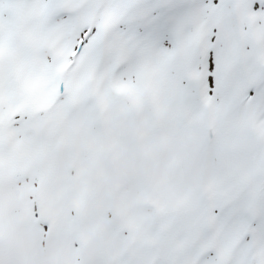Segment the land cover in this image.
Masks as SVG:
<instances>
[{"label":"snow or ice","instance_id":"snow-or-ice-1","mask_svg":"<svg viewBox=\"0 0 264 264\" xmlns=\"http://www.w3.org/2000/svg\"><path fill=\"white\" fill-rule=\"evenodd\" d=\"M108 123L138 162L98 264H264V0H0V167Z\"/></svg>","mask_w":264,"mask_h":264},{"label":"bare ground","instance_id":"bare-ground-1","mask_svg":"<svg viewBox=\"0 0 264 264\" xmlns=\"http://www.w3.org/2000/svg\"><path fill=\"white\" fill-rule=\"evenodd\" d=\"M74 133L81 137L84 134L92 136L93 144L104 145L105 149L87 150L83 139L71 141ZM115 134L116 127L111 123L88 130L77 125L55 152L34 158L23 171L7 163L0 167V221L4 226L10 222V229L17 233L30 235L29 243L20 247L8 246L6 239L0 238V264H74L73 261L81 258L84 242L96 239L99 243L101 236L114 235L115 217L105 215L102 209L111 205L113 212H118V204L130 198L135 184L129 171L138 162L137 149L130 142L124 147L113 145ZM75 154L81 157L77 165L72 162ZM146 172L155 175L158 168L148 164ZM82 184L88 187L84 209H90L89 221L99 234L90 229L77 234L76 206L70 197L74 190L80 191ZM26 189L30 190L28 197L23 196ZM120 189L124 194L119 192ZM36 198L52 205L53 214L49 220L54 221L55 228L47 236L43 225L31 218L29 211L24 213ZM69 199L71 207L68 206ZM41 243H47L49 247L44 249ZM88 264H98V257Z\"/></svg>","mask_w":264,"mask_h":264},{"label":"rangeland","instance_id":"rangeland-1","mask_svg":"<svg viewBox=\"0 0 264 264\" xmlns=\"http://www.w3.org/2000/svg\"><path fill=\"white\" fill-rule=\"evenodd\" d=\"M131 190H135V188H133ZM68 203L70 204V202H68ZM38 204H40L39 201H37V205ZM83 210L86 212L87 218L89 219L90 218L89 211L88 210H85V209H83ZM33 211L35 212V216L34 217L37 218L38 217V214H37V211H36V207H33ZM1 226H2V223H0V231L7 230V228H1ZM53 229H54V224H53L52 230ZM45 230H46L47 234L50 233L48 231V228H47V225L46 224H45ZM23 235H27L28 241H29V234L27 232H22V233H19V234L14 232L13 242H10V243L16 247L17 245H15L14 243L17 242V241H19V239H21V237ZM0 238L6 239V243L9 246L11 245V244H9V241H10L9 236L5 237V236H1L0 235ZM97 243H98V241L96 239L95 240L94 239H90L87 242H84V244L81 246V253H80V257L81 258H77L79 260V264H88V263L92 262L94 259H96L98 257V245H99V243L98 244ZM20 246H23V245H18V247H20ZM75 261H73L74 264H75Z\"/></svg>","mask_w":264,"mask_h":264}]
</instances>
